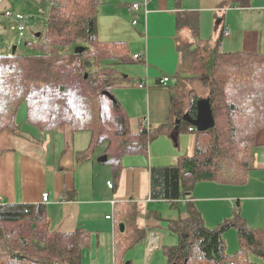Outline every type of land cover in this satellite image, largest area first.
Returning a JSON list of instances; mask_svg holds the SVG:
<instances>
[{
  "label": "trees",
  "instance_id": "1",
  "mask_svg": "<svg viewBox=\"0 0 264 264\" xmlns=\"http://www.w3.org/2000/svg\"><path fill=\"white\" fill-rule=\"evenodd\" d=\"M4 1L0 17L10 8ZM239 2L249 5L251 0ZM32 4L49 6L45 30L27 39L25 49L0 51V133L9 129L19 137L43 140L46 133L70 139L89 131L90 144L79 157H90L104 146L114 188L124 156L147 155L150 142L172 129L196 135L193 155L183 154L176 164L150 169L151 198L174 205L186 200L184 215L165 219L151 211L146 230L136 225V202L116 204V264H124L128 250L145 242L148 231H157L164 220L179 236L177 245H164L168 264H264V227L249 225L238 208L233 216L208 226L191 201L200 181L244 185L249 179L256 136L264 128V52L223 50L224 27L213 42L199 39L179 45L183 67L176 74L178 84L189 79L206 87L215 125L204 131L194 125L201 97L192 88L182 97L188 117L173 96L167 122L147 126L139 121L134 128L114 94L126 79L119 65L132 63V53L127 41L99 37L101 0H32ZM198 23L193 19L188 26L196 33ZM77 46L84 50L75 53ZM23 105L27 113L19 121ZM120 223L125 225L122 232ZM231 228L237 229L239 240L232 253L225 237ZM90 239L91 232L84 227L54 230L45 203L0 202V264H82Z\"/></svg>",
  "mask_w": 264,
  "mask_h": 264
},
{
  "label": "crops",
  "instance_id": "2",
  "mask_svg": "<svg viewBox=\"0 0 264 264\" xmlns=\"http://www.w3.org/2000/svg\"><path fill=\"white\" fill-rule=\"evenodd\" d=\"M139 1L142 0H101L98 14V34L102 40L127 41L132 58L135 54L144 56L141 61L133 59V72L121 71L126 79L117 88L119 97L116 94L131 120L133 117L138 120L137 127L139 121L155 126L172 116L174 86L178 83L176 74L183 67L179 45L199 39L213 42L221 27H227L231 32L224 35L223 50L264 52V0H251L249 5L239 0H151L147 7L133 9L131 4ZM193 19L199 22L196 33L188 26ZM164 77L169 78L167 84L161 82ZM141 82H145L143 87ZM180 102L185 116L187 103ZM174 120L179 122L177 116ZM47 136L37 140L16 136L9 129L1 131L0 202L45 203L54 230L72 231L77 227L89 230V252L85 255L88 263L83 255L82 264H116V204L136 202V225L146 230L149 212H159L163 216L162 208L166 204L175 207L169 201L151 198L150 169L176 164L183 154L193 155L196 143L193 131L172 129L150 142L147 155L124 156L117 188L108 184L112 181V168L108 164L109 175L104 172V177L108 175L109 178L104 188L100 186L96 162H100L97 158L104 154L105 147H100L90 157H79L90 144L89 131L78 132L70 139L61 133ZM256 141L246 184L214 181L196 184L191 201L206 225L216 226L233 216L238 208L249 225L264 227V214H260L264 203V128L258 132ZM40 148L49 152L45 163L37 157ZM101 163L107 164V161ZM48 165L52 173L47 170ZM34 176L40 180L37 189L29 184ZM45 192L49 193L47 202L43 201ZM178 205V209L186 206V200ZM112 213L113 218H108ZM145 242L150 258L161 246L162 238L157 231H148ZM126 264H134V260L130 258Z\"/></svg>",
  "mask_w": 264,
  "mask_h": 264
},
{
  "label": "rangeland",
  "instance_id": "3",
  "mask_svg": "<svg viewBox=\"0 0 264 264\" xmlns=\"http://www.w3.org/2000/svg\"><path fill=\"white\" fill-rule=\"evenodd\" d=\"M4 3H8L10 8L8 10L15 13H23L26 18V25L27 29L22 31L19 30V28L16 26L14 20L11 18L2 16L0 17V51H6L13 49L15 46L19 49H25L26 48V40L33 39L35 36V33L43 32L46 25L47 15H48V5H42L39 4L37 6H34L35 4H32V0H5ZM39 3V2H38ZM100 37V36H99ZM135 63H128V64H122L119 65L120 71L123 73H129L133 72ZM178 82V81H177ZM119 87V86H118ZM114 88V94L119 97V92L117 91V88ZM175 94L178 99V105L181 104V100L183 97V93L188 92L190 89L195 88L199 91L201 98H207V89L205 86H203L200 82L186 79L184 81H181L179 84H175ZM116 96V97H117ZM26 107L25 105L22 106L19 114H18V120L22 121L26 117ZM132 120L134 128L137 127L138 120L133 117ZM24 127H26L24 125ZM84 133H81V135ZM48 133H46V137ZM49 150V148L47 149ZM37 152V151H36ZM43 152V153H42ZM104 155V154H103ZM102 156V155H101ZM99 156V157H101ZM38 158H41L42 161L45 163L47 161V158L49 159V152L48 154L41 150V148L38 150ZM99 157L97 160L99 161ZM50 165L47 166V170H49V173H52L53 170L49 168ZM96 166L98 168V175L100 176V186L106 187V179L109 178V165L103 164L101 162H96ZM111 168V167H110ZM104 172L108 173L107 176L104 177ZM112 175V173H111ZM50 177H48V183L50 184ZM110 182H112L110 180ZM33 189H37L40 186V180L38 177L34 176L32 179H30L29 183ZM43 184V183H42ZM20 202H24L20 201ZM162 211L164 213V218L168 219V217H179L181 214H184L186 211V206L181 205L180 209H178V206L175 205V207H172L170 204H166ZM264 203L262 205V213L264 214ZM110 216L113 218V213L110 214ZM157 232L161 235L162 242L161 246L156 249L152 255L147 257L146 253V242L138 243L135 247L128 250L127 257L124 261V264L132 258L134 260V264H168L167 256L164 252V245L174 246L179 243V236L172 232L169 229L168 222L166 220L162 221L161 227L157 229ZM226 241H227V250L228 252L232 253L238 250L239 248V240H238V232L236 228H231L225 233ZM89 252V248L84 250V258L85 262L86 260L85 255ZM154 257V258H153ZM89 258V256H88ZM153 258V259H152ZM91 260V257H90Z\"/></svg>",
  "mask_w": 264,
  "mask_h": 264
},
{
  "label": "water",
  "instance_id": "4",
  "mask_svg": "<svg viewBox=\"0 0 264 264\" xmlns=\"http://www.w3.org/2000/svg\"><path fill=\"white\" fill-rule=\"evenodd\" d=\"M84 50L83 46H77L75 48V53L82 52ZM189 114L185 115V118L188 117ZM194 125L201 131L207 130L215 125V120L213 118L212 108L210 104V99L201 98L198 101V117L193 120ZM108 160V155L104 154L99 157L100 162H106ZM120 230H125L124 223L120 224Z\"/></svg>",
  "mask_w": 264,
  "mask_h": 264
},
{
  "label": "built area",
  "instance_id": "5",
  "mask_svg": "<svg viewBox=\"0 0 264 264\" xmlns=\"http://www.w3.org/2000/svg\"><path fill=\"white\" fill-rule=\"evenodd\" d=\"M150 1H151V0H142V1H139V2H134V3L131 4V7H132L133 9H137V10H138V9L141 8L142 6H143V7H147V5H148V3H149ZM0 2H1V0H0ZM4 16H5V17H8V18H11L12 20H14V22H15L16 26L19 28V30L24 31V30L27 29V25H26V21H27V20H26V18H25V16H24L23 13H17V14H14L12 11H10V10H6L5 13H4ZM230 32H231V31H230L229 28H227V27L224 28V35H225V36L229 35ZM133 59H134L135 61H141V60L144 59V56H143L142 54H135V55L133 56ZM168 80H169L168 77H164V78L161 80V82L164 83V84H167V83H168ZM144 85H145V82H141V83H140V86H141V87H143ZM108 184H109L110 187L113 186V183H112V182H109ZM43 201H44V202L49 201V193L45 192V193L43 194ZM108 218H111V216L109 215ZM155 246L157 247V244H155Z\"/></svg>",
  "mask_w": 264,
  "mask_h": 264
}]
</instances>
